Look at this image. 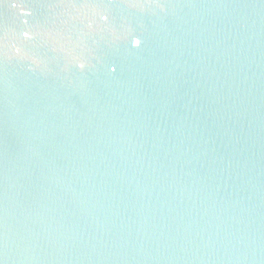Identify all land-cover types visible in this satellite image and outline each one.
Returning a JSON list of instances; mask_svg holds the SVG:
<instances>
[{
    "label": "water",
    "instance_id": "1",
    "mask_svg": "<svg viewBox=\"0 0 264 264\" xmlns=\"http://www.w3.org/2000/svg\"><path fill=\"white\" fill-rule=\"evenodd\" d=\"M0 264H264V0H0Z\"/></svg>",
    "mask_w": 264,
    "mask_h": 264
}]
</instances>
